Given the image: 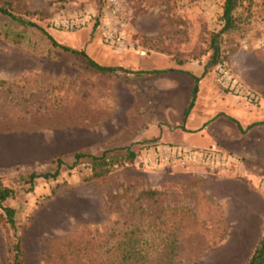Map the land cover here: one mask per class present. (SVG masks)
Here are the masks:
<instances>
[{
    "label": "rangeland",
    "instance_id": "obj_1",
    "mask_svg": "<svg viewBox=\"0 0 264 264\" xmlns=\"http://www.w3.org/2000/svg\"><path fill=\"white\" fill-rule=\"evenodd\" d=\"M3 1L60 45L121 70L96 72L41 30L0 16V178L17 191L4 202L15 210V229L0 209V264H13L15 236L22 264H119L115 245L124 234L139 239L135 264H246L264 234V141L261 170L247 174L237 173L241 157L223 145L200 148L208 140L196 136L139 141L136 129L148 125V100L161 117L162 94L180 117L190 71L264 112V0H242L238 27L223 34L224 0ZM220 66L258 100L226 89ZM162 144L215 147L234 160L215 170L145 165ZM126 146L144 147L102 177L90 178L85 159L68 168L76 152ZM57 157L65 163L58 177L27 190L21 177L53 170Z\"/></svg>",
    "mask_w": 264,
    "mask_h": 264
},
{
    "label": "crops",
    "instance_id": "obj_2",
    "mask_svg": "<svg viewBox=\"0 0 264 264\" xmlns=\"http://www.w3.org/2000/svg\"><path fill=\"white\" fill-rule=\"evenodd\" d=\"M190 73L199 77V80L194 104L187 116L184 118V109L188 101V93L193 86L192 76L189 78V88L185 93L184 105L179 113L178 110L176 112L180 116L178 119H174L173 113L169 110L172 96L168 93L158 97L161 99V117L159 119L154 113L156 110L154 100L146 101V105L142 109L146 114L148 125L142 131L139 128L136 129L137 140L157 139L164 143L183 144L182 142L187 141L190 137L196 136L202 138L201 140H208V144L199 146L200 148L219 144L241 157L237 173L257 174V171L261 170L263 162L264 112L260 113L257 109L246 106L236 96L221 92L219 87L214 85V82H211L207 76L198 75L192 71ZM151 93L150 90L147 92V94ZM147 96L150 97V95ZM151 107L153 108L151 113L145 112V108L151 109ZM174 136L179 137L174 138ZM223 186L228 185L223 183Z\"/></svg>",
    "mask_w": 264,
    "mask_h": 264
},
{
    "label": "trees",
    "instance_id": "obj_3",
    "mask_svg": "<svg viewBox=\"0 0 264 264\" xmlns=\"http://www.w3.org/2000/svg\"><path fill=\"white\" fill-rule=\"evenodd\" d=\"M242 0H224L223 6H222V27L219 30L218 34H223L228 31H231L238 27L239 20L238 17L235 15V11L238 7V5L241 3ZM0 16H6L14 20H18L19 22L23 24H27L31 27H35L41 32H43L50 43L53 46H57L60 49L72 53V54H78L82 57H84L89 64L90 68L96 72L100 73H113L118 70H121L120 68L116 67H110V66H103L96 63L93 59H91L83 50H75L71 49L67 46L60 45L57 43V41L44 29H42L39 25L32 21H24L22 19H19L16 17V15L13 13L9 2H4L0 4ZM12 34V35H11ZM5 33V37L9 38L10 36H13L11 38L12 41L16 43L22 42L21 35L17 33ZM214 54H217V50H214ZM159 72V71H158ZM192 76L193 79V86L191 87L189 93H188V101L186 104V107L184 109V118L189 113L191 107L194 104V100L197 93V83L199 80V77L188 73ZM227 89V88H226ZM145 146V145H144ZM143 146V147H144ZM136 147V146H135ZM143 147H140L139 149H132L129 146H126L124 148H116L113 150H103L97 155L89 154V153H83V152H76L73 155V161L68 166V168H73L77 164H79L82 160L85 159V161L88 162V164L91 167V175L90 178H99L104 175H106L111 168H113L115 165L121 164V163H131L136 160V158L139 156L140 153H142ZM54 169L51 171H45V172H30L26 174L25 176L21 177L22 183L26 186H28L27 190H31L34 186V182L38 178H42L45 180H54L58 177L60 174L62 166L65 164L63 159L60 157H57L54 159ZM16 187H14L11 184H7L3 182V179L0 178V209L3 212L5 218L7 219V223H9V226L15 229V210L9 206L5 205V200L14 194H16ZM137 240L135 239V236H128L126 237V234H124L123 239L120 241H117V244L115 245V249L117 248L120 250L121 256L119 259V264H135V258L137 255V252H135L138 249L137 246ZM20 239L19 237L15 236L14 243L12 244V252H13V264H22L21 260V245H20ZM145 255L141 256V258ZM246 264H264V234L259 237L258 242L254 246L250 257Z\"/></svg>",
    "mask_w": 264,
    "mask_h": 264
},
{
    "label": "built area",
    "instance_id": "obj_4",
    "mask_svg": "<svg viewBox=\"0 0 264 264\" xmlns=\"http://www.w3.org/2000/svg\"><path fill=\"white\" fill-rule=\"evenodd\" d=\"M113 2L111 0V4ZM218 74L225 88L234 91L233 93L235 94L238 91L244 92L246 93V98L253 102L258 100V96L252 90L251 93L242 84L241 87L237 85L234 87L236 83L231 85L228 82L230 79L227 80V78H230L229 72L224 66L218 67ZM143 160L145 161V165L150 167L178 164L183 167L204 166L208 169L215 170L219 167H224L230 160H234V158L232 155L221 153L215 147L209 149H191L182 145L162 144L155 146L153 154H150L148 158Z\"/></svg>",
    "mask_w": 264,
    "mask_h": 264
}]
</instances>
